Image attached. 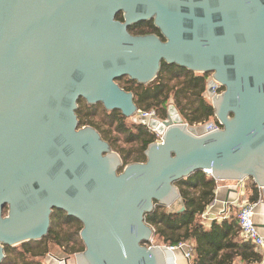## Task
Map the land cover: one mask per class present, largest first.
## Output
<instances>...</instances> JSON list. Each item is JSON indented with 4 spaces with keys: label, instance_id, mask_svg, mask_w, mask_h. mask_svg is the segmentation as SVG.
<instances>
[{
    "label": "water",
    "instance_id": "1",
    "mask_svg": "<svg viewBox=\"0 0 264 264\" xmlns=\"http://www.w3.org/2000/svg\"><path fill=\"white\" fill-rule=\"evenodd\" d=\"M147 21L164 41L128 32ZM162 62L223 88L221 128L196 136L169 105L135 121L161 141L123 166L79 126L78 101L134 118L116 80L149 85ZM199 171L264 189V0H0V264L6 246L41 242L54 211L81 224L76 264H172L145 217L173 211L175 183Z\"/></svg>",
    "mask_w": 264,
    "mask_h": 264
},
{
    "label": "trees",
    "instance_id": "2",
    "mask_svg": "<svg viewBox=\"0 0 264 264\" xmlns=\"http://www.w3.org/2000/svg\"><path fill=\"white\" fill-rule=\"evenodd\" d=\"M122 21L121 14L116 16ZM133 36L154 34L162 41L159 30L153 21L140 22L128 28ZM209 74L198 75L175 65L161 63L156 80L149 85H139L128 78L116 80L126 92L133 95L134 103L140 112L155 111L158 120H165L166 109L173 105L182 120L188 125L217 122L211 102L206 97ZM223 91V89H222ZM79 126L94 128L112 150L121 157L123 166L130 163H144L145 151L156 142V135L142 124L122 116L119 111H106L102 105H87L78 101L76 111ZM247 188L250 200L255 202L258 193L252 179ZM180 196L178 207L169 211L155 205L146 215L145 222L154 232L156 246L173 247L188 245L193 252L190 264H260L263 256L255 251L250 243L239 237L236 218L221 222H211L209 228L201 224V215L215 198L217 182L199 171L175 183ZM67 228L68 231H63ZM81 224L66 217L62 212L53 213L49 233L41 242H29L14 248H5V258L1 264H41L39 259L49 253V245H55L70 253L83 252L79 238ZM64 250V251H65Z\"/></svg>",
    "mask_w": 264,
    "mask_h": 264
},
{
    "label": "built area",
    "instance_id": "3",
    "mask_svg": "<svg viewBox=\"0 0 264 264\" xmlns=\"http://www.w3.org/2000/svg\"><path fill=\"white\" fill-rule=\"evenodd\" d=\"M222 87L216 83H214L211 78L207 82V88H206V97L211 102L212 98L216 95L219 96L222 93ZM137 122L138 120H150V119H157L155 111L150 112H140L138 111L136 114ZM184 125L186 127H191L194 131L196 136H203L208 133H211L215 130H219L221 126L218 122L209 121L205 122L203 124H197V125H188L184 122ZM157 140L156 142L161 141V137L156 136ZM209 176V173H205ZM242 183H237L238 185ZM258 188V187H257ZM259 191V198L255 202H249V201H242L240 205L238 206V212L236 215L237 225L239 227V237L240 239L245 243H250L256 252L263 255L264 254V238L259 234L255 224H254V214L255 209L261 204L262 202V196L261 193L264 192V189L258 188ZM212 208V204L206 208L204 213L201 215V224L205 227L210 226L211 222L217 221L221 222L223 220H227L226 217H222L219 220L211 219L210 216V210ZM210 221L209 223H207ZM209 224V225H207ZM167 250L171 253L179 252L184 259V261L187 264H190L191 259L193 258V252L192 249L186 245V244H179L177 246L173 247H166ZM66 262V259L59 260L56 263L57 264H64ZM174 264V263H173ZM262 264V263H260Z\"/></svg>",
    "mask_w": 264,
    "mask_h": 264
},
{
    "label": "crops",
    "instance_id": "4",
    "mask_svg": "<svg viewBox=\"0 0 264 264\" xmlns=\"http://www.w3.org/2000/svg\"><path fill=\"white\" fill-rule=\"evenodd\" d=\"M217 182V181H216ZM257 193L259 198V191L257 188ZM262 202L255 209L254 214V224L259 232V234L264 238V192L261 193ZM251 193L248 192L247 181L240 183L237 182H217V187L215 190V198L212 203V208L210 210L211 219L219 220L222 217L227 219L236 218L238 212V206L242 201H249ZM256 199V201H257ZM208 221L207 223H209ZM209 225V224H207ZM262 264H264V254ZM177 257V261L176 258ZM177 262V263H176ZM187 264L182 258L181 254L176 252L172 260V264ZM57 264V263H56ZM236 264H240L236 262Z\"/></svg>",
    "mask_w": 264,
    "mask_h": 264
},
{
    "label": "rangeland",
    "instance_id": "5",
    "mask_svg": "<svg viewBox=\"0 0 264 264\" xmlns=\"http://www.w3.org/2000/svg\"><path fill=\"white\" fill-rule=\"evenodd\" d=\"M131 120L133 122H135L137 120V117H134V118H131ZM86 127V126H85ZM150 132V131H149ZM153 133V132H151ZM154 134V133H153ZM157 139V137H156ZM178 203H176L175 205L172 206V210L175 209L176 207H178ZM168 210V209H167ZM63 231H68L67 228H65V230ZM148 246H156L153 242V240L148 244ZM49 248V253L42 259H39L40 263L41 264H56L57 261L59 260H63V259H66V262L68 261L69 264H76V259H75V255L77 253H70L67 252V250H62V248L58 247V246H55V245H49L48 246ZM162 247V246H160ZM176 258V261H177V257ZM177 263V262H176Z\"/></svg>",
    "mask_w": 264,
    "mask_h": 264
},
{
    "label": "flooded vegetation",
    "instance_id": "6",
    "mask_svg": "<svg viewBox=\"0 0 264 264\" xmlns=\"http://www.w3.org/2000/svg\"><path fill=\"white\" fill-rule=\"evenodd\" d=\"M56 211H54L53 213H55ZM60 212V211H59ZM53 213H52V216H53ZM52 216H51V222H52ZM62 250H65L64 247L62 248Z\"/></svg>",
    "mask_w": 264,
    "mask_h": 264
}]
</instances>
